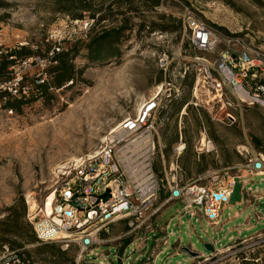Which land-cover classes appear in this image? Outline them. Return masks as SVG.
Segmentation results:
<instances>
[{
  "label": "rangeland",
  "instance_id": "rangeland-1",
  "mask_svg": "<svg viewBox=\"0 0 264 264\" xmlns=\"http://www.w3.org/2000/svg\"><path fill=\"white\" fill-rule=\"evenodd\" d=\"M6 1L9 6L0 10V54L20 46L39 53L19 57L10 67L11 79L16 73L23 76L18 89L25 85L26 102L14 110L5 105L6 97L0 98V246L9 244L2 237L21 240L19 233L1 231L9 206L24 201L26 214L29 207L35 210L55 187L56 164L96 152L109 132L127 116H137L142 104L158 91L163 106L156 119L154 165L165 179L159 204L170 190L167 180L172 186L196 180L220 186L237 174L246 175L250 161L264 156L262 106L238 107L234 111L239 122L227 125L214 120L205 103L193 104L199 101L194 94L197 73L192 57L215 58V54L196 49L185 24L189 9L222 35L248 33L264 43L263 1L162 0L153 5V0H83L91 10L83 9V3L67 9L59 0ZM80 13L83 17L77 18ZM84 21L89 22L87 27ZM124 23L127 28L118 42L112 47L109 40L101 44L106 57L92 60L96 45L91 48V44L97 34ZM76 47L79 51L72 50L69 56L75 67L74 82L47 92L34 88L37 79L48 80L50 65L57 63L53 60L56 52ZM35 56L41 60L24 63ZM215 111L223 116L225 108L218 106ZM80 112H85L81 118ZM253 136L261 139V147L255 145ZM248 181L247 186L253 185L257 194L264 195V176L254 175ZM242 186L237 179L217 228L201 211L196 216L185 213L186 202L178 199L164 206L141 232H131L125 222H114L102 231L104 242L79 264H235V260L238 264V259L220 253V259H208L211 250L206 244L222 247L231 236L242 238L264 230V197L253 199L252 205L245 200L239 203L246 199ZM55 244L65 252L63 256L41 252L42 242L23 247L34 264H77V245ZM187 248L199 254L192 255ZM248 254L254 260L262 258L252 264H264V246L249 248Z\"/></svg>",
  "mask_w": 264,
  "mask_h": 264
},
{
  "label": "built area",
  "instance_id": "built-area-1",
  "mask_svg": "<svg viewBox=\"0 0 264 264\" xmlns=\"http://www.w3.org/2000/svg\"><path fill=\"white\" fill-rule=\"evenodd\" d=\"M185 12V24L190 29L193 46L199 51L215 54V58L192 57L197 73L194 94L199 101L193 104L205 103L214 120L227 125L239 122L234 111L238 107L258 104L264 108V43L256 41L248 33L222 35L201 14L189 9ZM84 25L87 27L89 22L84 21ZM33 60L41 58H28L24 63ZM22 80L23 76L16 73L12 79L0 84V90L17 95ZM45 80L40 78L36 81L40 84ZM202 94L205 97L201 99ZM160 95L161 91H158L147 99L137 116L123 119L117 125L118 130L109 132L108 139L96 152L68 157L53 167L55 187L35 210L29 207L26 214L40 241L58 242L65 248L70 244L77 245L79 264L90 256V250L104 242L100 235L114 222L126 221L131 232H141L151 226V220L164 206L175 200L184 199L185 213L196 216L201 211L207 222L217 228L221 209L229 205L237 179L242 180V193L246 194V199L239 203L245 200L252 205L253 199H263L264 195L257 194L253 185H247L251 176H264V156L250 161L246 175L237 174L220 186L202 184L198 180L189 185L176 183L172 186L167 180L170 190L165 200L158 203L165 184L153 166L156 119L163 106ZM218 106L225 108L223 116L215 111ZM108 191L110 196L105 200L102 195ZM50 195L52 210L48 213L47 199ZM258 219H263L260 213ZM228 241L222 247H214L207 258L220 259L217 256L220 253L221 256L238 259V264L262 260L261 257L254 260L248 249L264 246V230L242 238L231 236ZM2 247L0 264H34L25 247Z\"/></svg>",
  "mask_w": 264,
  "mask_h": 264
},
{
  "label": "trees",
  "instance_id": "trees-1",
  "mask_svg": "<svg viewBox=\"0 0 264 264\" xmlns=\"http://www.w3.org/2000/svg\"><path fill=\"white\" fill-rule=\"evenodd\" d=\"M115 1L116 3H118L121 0H115ZM150 1L152 2V0ZM161 1L162 0H153V3H154L153 5H159ZM59 2H64L65 8L70 9V6H74L77 3H83V0H59ZM9 4L10 3L7 2L6 0H0V10L1 8L8 7ZM82 8L83 9L85 8L86 10H91V7L87 6L84 3L82 4ZM95 14L96 13L91 14L92 18L96 17ZM78 17L82 18L83 15L81 13L77 14V18ZM124 28H127V24L125 23L123 26L113 27L109 29V31H105L104 33L102 32V33L97 34V37H95V39L93 40L91 44L92 45L91 48H93L95 45H96V48L92 50V54L90 58L92 60L94 59L98 60V59L105 58L106 56L101 53L103 50L101 44L104 43L105 40H109L108 41L109 45L112 47V43L116 41L118 42V39L122 35ZM72 50H74L75 54L79 51L76 47L74 49H68L66 51H63L61 53L56 52L55 56H53V60L57 63L50 65V68L48 69V80L40 84H37L34 81V85H35L34 88H36L38 91L47 92L50 87L60 88L64 86V84L67 81L74 82L75 80L74 68L75 67H74L73 61H71L72 58L69 57ZM34 53H39V50H31L27 46H20V48L3 51L0 54V84L3 83V81L11 79L10 67L16 64V61L18 60L19 57L20 59H22L25 57L33 56ZM115 54L117 55L119 54V52H117L116 50ZM112 55H113V52H112ZM23 86L25 85L24 84L20 85V88L18 89V93H19L18 95L11 94L8 90H0V98L6 97L5 105L8 108L19 110V107L21 106V104L26 102L24 98H26L29 95L24 92ZM184 106H186L185 103L182 106V108ZM252 139L257 147L262 146V141L258 136H253ZM153 166H154V170L156 171V173L160 175L165 181L164 173L163 172L158 173L159 169L157 166L154 165V162H153ZM20 207L21 209H19ZM26 210H27V207L24 201H22L21 205H19L18 203H15L8 207L7 217L5 220L1 222V231L4 232V235L10 234V233H19L21 237V240L19 241L16 239H10L9 237L1 238V241H6L7 243H9L7 246H10L11 248H23L25 243L29 244V243L42 242L37 237V234L33 229V225L29 222L28 218H26L25 216ZM121 222H125L127 225V228L129 227L126 221H121ZM55 243H58V242H54V243L42 242L43 246L39 247V250L41 252L49 251L53 255L56 254L57 256H63L65 252L62 251V249L59 246L57 247ZM127 243L130 244L129 241ZM3 245L0 246V249L3 248L2 247ZM51 248H54V251H51Z\"/></svg>",
  "mask_w": 264,
  "mask_h": 264
},
{
  "label": "water",
  "instance_id": "water-1",
  "mask_svg": "<svg viewBox=\"0 0 264 264\" xmlns=\"http://www.w3.org/2000/svg\"><path fill=\"white\" fill-rule=\"evenodd\" d=\"M175 193H177V192L175 191ZM109 196H110L109 191L102 195V197L105 198V200H107ZM263 206H264V203H263ZM206 247L209 248L210 250H213V249H214V244H212V243H207V244H206ZM187 250H188L190 253H192V255L197 256V255L199 254L198 252L191 251L189 248H187Z\"/></svg>",
  "mask_w": 264,
  "mask_h": 264
},
{
  "label": "bare ground",
  "instance_id": "bare-ground-1",
  "mask_svg": "<svg viewBox=\"0 0 264 264\" xmlns=\"http://www.w3.org/2000/svg\"><path fill=\"white\" fill-rule=\"evenodd\" d=\"M159 87H160V89H161V85H160ZM84 113H85V112H80V115H78V116L81 118L82 114H84ZM77 119H78V118H77ZM115 130H118L117 127L114 128L112 132H114ZM105 139H106V138H105ZM105 139H104V140H105ZM107 139H108V137H107ZM52 195H53V194H52ZM47 201H48V204H47V211H48V213H51V210H52V208H51L52 196H49L48 199H47Z\"/></svg>",
  "mask_w": 264,
  "mask_h": 264
}]
</instances>
